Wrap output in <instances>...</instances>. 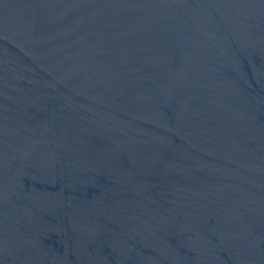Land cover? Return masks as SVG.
Returning a JSON list of instances; mask_svg holds the SVG:
<instances>
[{"label": "water", "instance_id": "1", "mask_svg": "<svg viewBox=\"0 0 264 264\" xmlns=\"http://www.w3.org/2000/svg\"><path fill=\"white\" fill-rule=\"evenodd\" d=\"M0 264H264V0H0Z\"/></svg>", "mask_w": 264, "mask_h": 264}]
</instances>
